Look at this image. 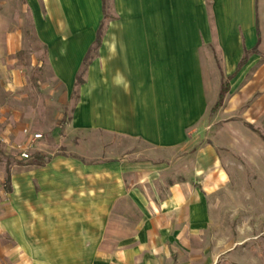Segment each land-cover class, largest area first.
<instances>
[{
    "label": "crops",
    "instance_id": "crops-1",
    "mask_svg": "<svg viewBox=\"0 0 264 264\" xmlns=\"http://www.w3.org/2000/svg\"><path fill=\"white\" fill-rule=\"evenodd\" d=\"M26 1L43 57L37 83L60 86L70 117L35 126L32 165L10 169L26 207L11 219L12 241L32 264H169L193 253L225 183L221 150L254 136L264 112V0ZM21 32L1 40L2 60L22 49ZM11 75L3 91L14 95L28 80Z\"/></svg>",
    "mask_w": 264,
    "mask_h": 264
},
{
    "label": "rangeland",
    "instance_id": "rangeland-1",
    "mask_svg": "<svg viewBox=\"0 0 264 264\" xmlns=\"http://www.w3.org/2000/svg\"><path fill=\"white\" fill-rule=\"evenodd\" d=\"M11 31H22V49L6 61L0 57V264H32L27 251L18 250L12 241L11 219L26 213V207L18 202L7 171L32 165L29 135L35 126L51 131L68 121L70 113L62 111L66 98L58 84L37 83L43 79L44 68L38 66L43 57L37 55L26 0H0V51L1 40ZM16 73L28 80L27 85L14 95L5 93L4 80ZM252 128L254 136H243L241 144L221 150L226 177L210 198V227L190 243L193 253L176 254L169 264H264V112ZM117 142L125 148L146 149ZM24 153L29 159L23 158Z\"/></svg>",
    "mask_w": 264,
    "mask_h": 264
},
{
    "label": "trees",
    "instance_id": "trees-1",
    "mask_svg": "<svg viewBox=\"0 0 264 264\" xmlns=\"http://www.w3.org/2000/svg\"><path fill=\"white\" fill-rule=\"evenodd\" d=\"M101 29L99 30L98 32V37H97V40H96V43L99 44L100 43V40H101ZM257 51V50H255ZM89 58H90V55L88 54V56L86 57L85 61H84V65H87L88 64V61H89ZM246 62V57H244V59L242 60L241 64H240V67ZM80 81V77H78V82ZM229 91V86H228V82H224L223 86H222V89H221V92H220V96H219V100L217 102V104L215 105V107L212 109V115L215 114L218 109L222 106L223 102H224V99L226 97V94L228 93ZM253 129V128H252ZM254 130V129H253ZM1 154V152H0ZM43 159L41 156L39 155H36L35 158H34V162L35 163H39V164H42L43 163ZM7 175H8V181H10V170L8 169L7 171Z\"/></svg>",
    "mask_w": 264,
    "mask_h": 264
},
{
    "label": "built area",
    "instance_id": "built-area-1",
    "mask_svg": "<svg viewBox=\"0 0 264 264\" xmlns=\"http://www.w3.org/2000/svg\"><path fill=\"white\" fill-rule=\"evenodd\" d=\"M40 138H42L41 135H34L33 141H36V140H38ZM33 143L34 142L31 143L30 147H33ZM22 156H23L24 159H29L30 155L28 153H24Z\"/></svg>",
    "mask_w": 264,
    "mask_h": 264
}]
</instances>
